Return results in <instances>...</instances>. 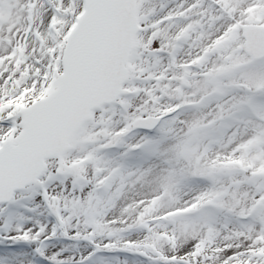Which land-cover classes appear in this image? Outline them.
<instances>
[{
	"label": "snow or ice",
	"instance_id": "6c2138e0",
	"mask_svg": "<svg viewBox=\"0 0 264 264\" xmlns=\"http://www.w3.org/2000/svg\"><path fill=\"white\" fill-rule=\"evenodd\" d=\"M0 264H264V0H0Z\"/></svg>",
	"mask_w": 264,
	"mask_h": 264
}]
</instances>
